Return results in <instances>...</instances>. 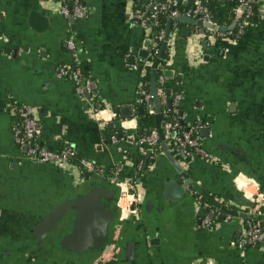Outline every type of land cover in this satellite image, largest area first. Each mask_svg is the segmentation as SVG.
Masks as SVG:
<instances>
[{
    "label": "crops",
    "instance_id": "1",
    "mask_svg": "<svg viewBox=\"0 0 264 264\" xmlns=\"http://www.w3.org/2000/svg\"><path fill=\"white\" fill-rule=\"evenodd\" d=\"M80 1L87 9L84 18L67 19L58 0H0V264H94L101 256H71L52 250L48 241L32 244L29 229L65 191L112 178L131 182L142 200L138 217L116 227L107 250L116 247L118 254L107 263L264 264V245L244 251L231 246L250 220L222 215L188 188L165 196L166 183L180 174L161 144L156 152L137 143L149 123L136 115L142 79L148 70L152 75L163 45L157 48V33L135 20L137 0ZM193 2L183 0L187 6ZM168 3L155 0L154 6L160 11ZM248 11L245 3L238 4L233 21L219 25L229 27L226 32L204 29L201 34L202 27L173 23L159 58L158 86L165 83L171 93L170 98L160 95L163 113L172 109L168 100L181 95L182 130L197 133L220 163L193 151L181 153L178 132L176 139L167 132L170 151L190 180L229 207L242 198L238 189L246 191L247 200L255 194L264 198V5L256 14ZM60 65L89 78L93 94L80 97L70 78H57ZM21 105L35 111L41 146L71 148L76 157L44 164L28 159L14 139ZM123 108L130 110L129 118ZM151 131L156 124L145 136ZM243 182H248L245 188ZM236 208L251 215V208ZM205 217L212 228L202 226Z\"/></svg>",
    "mask_w": 264,
    "mask_h": 264
},
{
    "label": "water",
    "instance_id": "2",
    "mask_svg": "<svg viewBox=\"0 0 264 264\" xmlns=\"http://www.w3.org/2000/svg\"><path fill=\"white\" fill-rule=\"evenodd\" d=\"M152 9L153 6L151 7ZM31 17L33 20H37L39 14L33 12ZM177 21L202 27L201 34H204V29L218 32H226L230 29L229 27L219 26L216 23L202 22L188 16L169 18L162 49L159 54L160 59L163 58L165 50L168 48L173 23ZM184 35L189 37V32L187 33L186 31ZM146 47H148V44H146ZM145 55V51L140 53L141 57H145ZM159 58L152 66L151 78L152 107L155 111L156 132L163 151H165L166 156L171 160L177 173L181 176L176 182L169 181L166 183L164 195L168 196L171 190L181 193L188 188L190 191L199 194L201 198L222 215L251 220L253 218L252 215L249 216L246 212H239L236 208L238 206L245 208L253 206L251 200L243 197L245 196L243 192L241 193L238 189L239 195L242 198H234L235 205L233 207L225 205V203L218 201L215 196L203 189L202 186L190 180L170 151L167 139L168 131L166 130V122L164 121L165 114L163 113L158 95V72L162 69ZM165 75L171 77L172 72L168 71ZM171 106L172 99H169L168 107L171 108ZM122 112L127 113L126 115L123 114L124 118H129L131 115L128 108H123ZM128 134L133 135L135 131H129ZM147 135L149 136L150 132ZM171 136L172 139H176L177 133L171 132ZM176 146L179 149V145ZM190 152V149L181 151L183 154ZM147 163L148 160L145 163L144 170L147 167ZM184 179H186L185 183L183 182ZM179 183L181 184L179 185ZM122 192L123 190L119 184L104 179L81 183L75 188L65 191L62 193L59 201L30 227L29 235L32 238V244L38 245L42 241H48L52 250L77 257L103 255L112 242L116 227L121 222L120 201ZM157 198L158 196L156 195L155 200ZM200 211L201 214H205L204 209ZM29 246L32 247L31 244Z\"/></svg>",
    "mask_w": 264,
    "mask_h": 264
},
{
    "label": "built area",
    "instance_id": "3",
    "mask_svg": "<svg viewBox=\"0 0 264 264\" xmlns=\"http://www.w3.org/2000/svg\"><path fill=\"white\" fill-rule=\"evenodd\" d=\"M61 3V14L69 19H82L86 15V7L79 1L74 0L72 4L68 3L67 0H58ZM145 9H139L136 11L135 20L143 28H148L149 23L156 21L159 12L170 11L169 18H176L180 16H188L197 19L202 22H210V15L207 13L206 8L202 0H194L192 6L188 8L184 13H181L177 8L184 5L183 0H169L168 6L164 10L157 11L154 6L155 0H143ZM153 6V10L148 12V8ZM252 9L249 6L248 15L250 16ZM165 31H161L159 35V41H164ZM67 47L73 53L75 58V63L78 62V57L75 52V45L72 40L67 41ZM57 78L64 79L70 78L72 81L74 92L80 97H86L93 94V83L92 81L81 75V72L76 68H71L69 65H60L57 68ZM163 84V78L160 79ZM160 91L158 90V95L160 97ZM140 96L142 102L147 106L148 113L154 115L155 111L152 108L153 97L148 93L143 87L140 90ZM182 100L181 95H175L172 98V109L174 113L178 116L173 123H166V130L168 132H178L180 137H178L176 144L179 145L181 150L190 149L199 157L206 160L212 161L213 163H218L219 160L213 157L204 147L201 142L200 137L191 130L183 131L181 120L182 117L180 113V103ZM17 114L20 119V129L14 133L15 142L22 148L26 150V155L28 159L36 161L38 163H65L70 159L76 157V152L71 149L63 150H53L43 147L38 142L39 135V123L35 115L33 107L28 105H21L16 107ZM100 113V112H99ZM137 143L139 145L150 146L154 151L158 152L160 149V141L156 131H151L149 136L141 137L138 139ZM84 164V161L82 162ZM220 163V162H219ZM87 169L90 172H95L96 167L90 163H85ZM114 183L121 186L123 192L121 195L120 209H121V221L124 219H129L131 217L136 218L139 215L138 205L142 200L139 193L134 190V185L131 182H124L118 178H112ZM248 185V182H243V187ZM245 188V187H244ZM241 190H244L241 188ZM246 194V191L245 193ZM253 203L251 207V215L254 216L259 213L260 207L264 206V198L261 194L251 195L249 199ZM228 217V216H227ZM229 218H225L228 221ZM212 221L205 217L202 221V226L205 228H212ZM264 245V224L261 221L249 222L248 227L244 234L237 240L232 241L231 246L235 249L244 251L248 248H261ZM118 254L117 248H112L107 250L101 257H99L94 264H106L108 259L116 260ZM108 256V257H107Z\"/></svg>",
    "mask_w": 264,
    "mask_h": 264
},
{
    "label": "trees",
    "instance_id": "4",
    "mask_svg": "<svg viewBox=\"0 0 264 264\" xmlns=\"http://www.w3.org/2000/svg\"><path fill=\"white\" fill-rule=\"evenodd\" d=\"M74 0H67L68 3L72 4ZM80 1V0H79ZM81 2V1H80ZM204 7L206 8L207 13L211 17V21L218 24V25H223V24H229L233 21V12L235 7L238 4L245 3L247 6H250L253 10V12L256 14L259 12L260 8L264 5V0H202ZM137 6L139 9H145L144 1L143 0H137ZM191 6L187 5H181L177 8V10L181 13H184L188 8ZM221 13V15H220ZM169 14L170 11H165L159 12L156 21L150 22L148 25V28H151L154 33H157L156 36V43H157V48L161 46L162 41H159V35L161 31H166L167 27V22L169 19ZM151 78L152 75L150 71L148 70L146 74L144 75L142 79V83L144 84V89L150 93V83H151ZM158 90L160 91V95L167 96V98H170V94L168 93V87L164 83L163 86H158ZM160 98V97H159ZM165 122L168 123H173L175 119L178 117L175 113L174 110H166L165 112ZM136 115L142 116L140 118H145L148 120V126L147 129H153L154 124H155V116L150 115L148 113L147 106L142 102L139 105H137L136 109ZM143 128V127H142ZM142 130V129H141ZM140 131V138L141 137H146V131ZM143 147H150L144 145ZM256 221H261L264 224V206L260 207L259 213L254 215L253 218L249 222H256ZM106 264H113V263H106Z\"/></svg>",
    "mask_w": 264,
    "mask_h": 264
}]
</instances>
